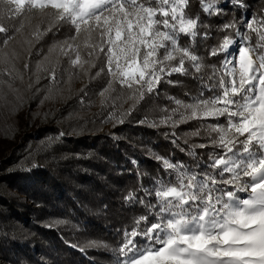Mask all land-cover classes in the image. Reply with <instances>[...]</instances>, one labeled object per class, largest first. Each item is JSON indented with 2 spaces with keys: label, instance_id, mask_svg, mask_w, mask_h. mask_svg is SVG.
<instances>
[{
  "label": "snow or ice",
  "instance_id": "obj_1",
  "mask_svg": "<svg viewBox=\"0 0 264 264\" xmlns=\"http://www.w3.org/2000/svg\"><path fill=\"white\" fill-rule=\"evenodd\" d=\"M220 2L199 0L208 17L223 13ZM223 2L249 7L244 0ZM188 8L189 0H0V99L5 87L18 91L14 84L23 81L11 45L26 27L37 42L67 28L68 37L49 51L59 46L66 56L75 53L69 56L71 66L90 80L107 68L108 85L100 95L104 104L106 93H117L105 121L113 126L125 123L146 96L159 95L162 85L185 87L183 99L166 97L174 106L160 109L159 118L145 116L138 123L170 127L165 138L179 147L178 126L200 121V128L184 134L194 162L189 166L154 156L168 178L153 177L152 188L137 189L154 195L155 203L137 199L135 192L125 197L144 204L148 214L136 218L131 231L124 230L115 250L117 264H264V15L242 14L217 29L224 35L209 52L225 54L217 66L196 54V38L207 40L211 30L199 14H187ZM181 34L191 43L182 45ZM236 38L239 45L230 51ZM98 61L102 66L92 76ZM24 69L29 70L28 63ZM39 73L47 74L51 93L59 83L56 68L38 64L29 75V89L43 78ZM174 73L191 77L195 86L170 79ZM123 104L127 109L119 110ZM201 130L207 142L189 144L188 137H201ZM64 136L61 131L50 139ZM208 147L212 151L205 161L196 149ZM87 246L106 247L97 241Z\"/></svg>",
  "mask_w": 264,
  "mask_h": 264
},
{
  "label": "trees",
  "instance_id": "obj_2",
  "mask_svg": "<svg viewBox=\"0 0 264 264\" xmlns=\"http://www.w3.org/2000/svg\"><path fill=\"white\" fill-rule=\"evenodd\" d=\"M222 2L218 3L224 9L220 15L206 16L199 0H189L186 10L193 17L199 14L201 21L209 25V38H196V54L203 56L206 64L217 66L224 53L209 55L224 35L217 29L233 17L241 19L242 14L245 18L264 15V0H244L249 6L246 9ZM31 31L26 27L11 45L19 55L16 66L23 81L16 80L14 88L18 91L5 87L7 99H0V138L7 143L0 154V264H112L124 230L131 231L134 220L148 214L144 204L126 202L125 197L135 192L137 199L154 203V195L137 191L141 186L152 188L153 177L168 178L162 162L154 156L191 166L194 161L188 155L184 134L200 128L201 122L193 120L178 126L179 147L173 145L171 137L165 138V133L172 131L170 127L151 128L138 123L145 116L159 118L163 114L160 109L173 107L167 96L184 98L185 87L166 84L159 95L146 96L125 123L113 126V122H105L117 95L106 93L107 101L102 104L105 97L100 93L109 80L107 68L90 80L79 69H73L70 54L64 55L59 46L50 52L53 45L68 37L67 28L49 33L38 42L32 40ZM199 31L203 33L204 29ZM180 42L191 43L185 36ZM25 63L29 64L28 71ZM38 64L56 68L59 83L51 93L45 73H39L43 78L33 88L28 87L29 75L36 73ZM101 66L98 61L91 75L95 76ZM170 79L195 86L191 77L178 73ZM115 87L119 92V85ZM8 101L23 117L19 124L7 116ZM43 102V108L31 114ZM120 104L117 99L115 106ZM127 107L123 104L119 110ZM61 131L65 136L59 141L50 139ZM201 133V137H188V143H206L203 130ZM196 151L207 161L212 148ZM91 241L106 247H88Z\"/></svg>",
  "mask_w": 264,
  "mask_h": 264
},
{
  "label": "rangeland",
  "instance_id": "obj_3",
  "mask_svg": "<svg viewBox=\"0 0 264 264\" xmlns=\"http://www.w3.org/2000/svg\"><path fill=\"white\" fill-rule=\"evenodd\" d=\"M224 4H226V3H224V2H222V4L221 5H224ZM217 7L219 8L220 7V5L219 4H217ZM244 29L242 28L241 29V31H243ZM181 37H184V35L183 34H181ZM237 39V45H234V46H232V47H230V51H232L235 47H238V45H239V39L238 38H236ZM79 42V41H78ZM252 42L253 43H255V35L253 34V38H252ZM163 50H161V52H162ZM70 54V56L72 55V57L74 58V55H75V53H72V52H70L69 53ZM225 55V54H224ZM224 58V57H223ZM69 60V59H68ZM63 89V88H62ZM59 96H61V92H58L57 93V97H59ZM55 97V96H54ZM56 98V97H55ZM5 101H6V99H7V97L5 96ZM9 102V103H8ZM7 103L10 105V107H6L5 108V110H7V112H8V115H7V113H6V115L8 116V117H13L15 120H16V124H19L20 122H22L23 121V117L21 116V113H20V111H18V110H16L17 108H15L14 106H13V104L10 102V101H8ZM46 103V102H45ZM44 102H43V104L41 105V106H39V107H37L36 109H34L32 112H31V114H34V113H36V112H38L39 110H37V109H42L43 108V106H44V104H45ZM40 113V112H39ZM30 114V115H31ZM19 118V119H18ZM21 119V120H20ZM221 120H223V118H221ZM208 122H213V121H208ZM6 145H7V143L6 142H4L1 138H0V154H1V150L2 149H6ZM193 158V157H192ZM241 195H243V194H241ZM154 203H155V200H154ZM149 219H150V221H151V217H149ZM137 240H139L140 239V237H137L136 238ZM112 264H117V256L116 257H114V259H113V262H112Z\"/></svg>",
  "mask_w": 264,
  "mask_h": 264
}]
</instances>
